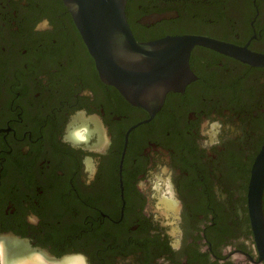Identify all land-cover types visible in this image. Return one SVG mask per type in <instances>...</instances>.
I'll use <instances>...</instances> for the list:
<instances>
[{"label": "flooded vegetation", "instance_id": "obj_1", "mask_svg": "<svg viewBox=\"0 0 264 264\" xmlns=\"http://www.w3.org/2000/svg\"><path fill=\"white\" fill-rule=\"evenodd\" d=\"M124 11L138 41L264 54V0ZM188 63L151 115L101 80L62 0H0V264H264L247 199L264 66L203 45Z\"/></svg>", "mask_w": 264, "mask_h": 264}, {"label": "water", "instance_id": "obj_2", "mask_svg": "<svg viewBox=\"0 0 264 264\" xmlns=\"http://www.w3.org/2000/svg\"><path fill=\"white\" fill-rule=\"evenodd\" d=\"M62 1L69 8L101 80L115 86L131 104L144 108L151 115L161 106L168 91L181 90L192 77L188 59L195 45L214 48L252 65L264 66V54L244 51L201 35L138 41L126 21V0ZM263 187L264 145L253 162L247 194L251 227L264 259Z\"/></svg>", "mask_w": 264, "mask_h": 264}, {"label": "bare ground", "instance_id": "obj_3", "mask_svg": "<svg viewBox=\"0 0 264 264\" xmlns=\"http://www.w3.org/2000/svg\"><path fill=\"white\" fill-rule=\"evenodd\" d=\"M61 264H80L79 261L77 259H71V260H66Z\"/></svg>", "mask_w": 264, "mask_h": 264}]
</instances>
